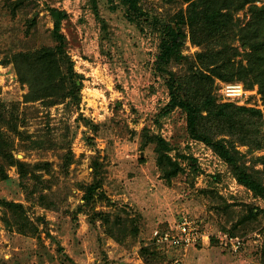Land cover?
I'll return each mask as SVG.
<instances>
[{"label": "rangeland", "instance_id": "374dc122", "mask_svg": "<svg viewBox=\"0 0 264 264\" xmlns=\"http://www.w3.org/2000/svg\"><path fill=\"white\" fill-rule=\"evenodd\" d=\"M140 4L149 20L170 21L188 3ZM54 8L66 12L60 32L83 82L80 98L27 103L29 86L11 55L60 43ZM127 8L123 0H0V264H264V198L240 183L209 144L190 135L186 108L169 106V73L158 62L162 33L151 22L132 20ZM236 17L247 22V8ZM182 30L180 49L164 68L182 76L184 90L229 102L222 83L242 82L244 102H231L264 115L258 84L249 87L230 67L224 73L233 79L219 77L213 65L198 61L199 51L213 48L223 53L207 60L247 63L248 49L234 33L208 38L202 24L193 30L185 23ZM194 70L205 74L195 79ZM249 119L258 122L246 114L233 133L232 126L210 125L213 132L227 128L224 137L252 165L264 154V118L260 133L246 125ZM159 135L183 166L170 180L159 164ZM11 154L23 163L10 164ZM183 216L195 219L211 240L187 248L155 240V230ZM219 230L240 236L242 247L221 244L214 235Z\"/></svg>", "mask_w": 264, "mask_h": 264}, {"label": "trees", "instance_id": "16d2710c", "mask_svg": "<svg viewBox=\"0 0 264 264\" xmlns=\"http://www.w3.org/2000/svg\"><path fill=\"white\" fill-rule=\"evenodd\" d=\"M123 1L128 6L127 11L132 20L144 19L145 22H151L162 33L163 41L158 62L160 71L169 73L167 78L171 95L169 106L186 108L187 127L190 135L209 144L231 166L240 183L264 198V154L257 156L254 164H246V161L241 159L242 153L237 145L224 137L228 135V129L223 127L213 132L212 125H210L213 120L229 128L232 126L229 131L233 133L235 127L238 126V120L249 114L256 117L258 122L256 121L254 124L249 119L246 125L260 133V125L264 118L262 111L259 108H251L246 105L238 106L231 101L217 102L211 92L199 91L201 98L193 96V94L190 95L188 91L184 90L186 87L182 76L164 68L172 55L180 49V44H182L180 40L185 37L182 23L187 24L193 30L202 24L203 28L205 27L209 32L208 38L232 31L239 42L248 49L246 51L247 63L240 60L237 64L236 60L231 57L214 61L207 60L208 57L223 53V50L218 51L213 48L199 51L197 53L198 61L202 67L213 65L210 71L226 79L230 77L226 76L224 69L230 67L233 76L238 75L237 78L243 82L249 81V87L258 84L264 100V3L259 5L258 0H185L188 3L187 7L181 10L178 17L166 21L160 18L149 20L140 0ZM245 8H247L250 17L247 22L243 23L237 19L236 14ZM53 12L55 13L54 33L60 39V43L44 44L33 49H20L11 55V61L15 65L20 81L29 86V91L24 95V101L27 103L46 101L51 105L62 102L72 95L80 98L83 82L78 77L71 54L64 47V36L60 32L62 18L65 17L66 12L58 8H54ZM200 43L202 42L198 41L197 44ZM235 49L237 50V48ZM215 66L217 68H214ZM204 74L194 70L193 77L198 79ZM233 76L230 79H233ZM241 112L245 113L244 117L236 115ZM227 121L229 123L225 124ZM156 140L162 175L170 180L183 170V166L170 154L172 148L170 142L160 135L156 136ZM254 148H261V144H256ZM9 161L10 164L23 163L13 154ZM260 163L263 168L256 167Z\"/></svg>", "mask_w": 264, "mask_h": 264}, {"label": "built area", "instance_id": "2783aa9c", "mask_svg": "<svg viewBox=\"0 0 264 264\" xmlns=\"http://www.w3.org/2000/svg\"><path fill=\"white\" fill-rule=\"evenodd\" d=\"M264 3V0H259ZM221 92L225 100L244 102L248 90L242 82H224L221 85ZM216 238L234 251H238L242 245V238L238 235H231L227 231L219 230L214 233ZM154 238L159 243L176 247L187 248L200 242L206 243L211 240V233L200 227L198 222L188 216H183L174 225L164 230H155Z\"/></svg>", "mask_w": 264, "mask_h": 264}]
</instances>
